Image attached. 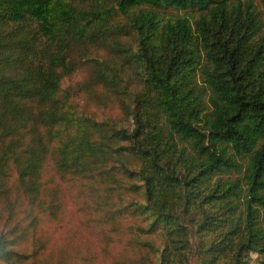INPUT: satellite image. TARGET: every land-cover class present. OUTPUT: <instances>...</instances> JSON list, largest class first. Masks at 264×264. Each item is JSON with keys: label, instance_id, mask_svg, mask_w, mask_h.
<instances>
[{"label": "trees", "instance_id": "trees-1", "mask_svg": "<svg viewBox=\"0 0 264 264\" xmlns=\"http://www.w3.org/2000/svg\"><path fill=\"white\" fill-rule=\"evenodd\" d=\"M0 264H264V0H0Z\"/></svg>", "mask_w": 264, "mask_h": 264}, {"label": "rangeland", "instance_id": "rangeland-1", "mask_svg": "<svg viewBox=\"0 0 264 264\" xmlns=\"http://www.w3.org/2000/svg\"><path fill=\"white\" fill-rule=\"evenodd\" d=\"M171 12H175V13H177V14H179V12L178 11H175V10H170ZM254 257H256V255H254Z\"/></svg>", "mask_w": 264, "mask_h": 264}]
</instances>
